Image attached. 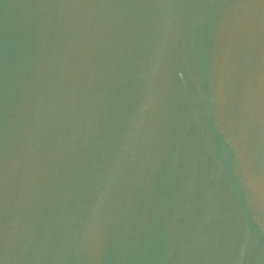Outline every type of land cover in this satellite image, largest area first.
<instances>
[{"label":"water","instance_id":"water-1","mask_svg":"<svg viewBox=\"0 0 264 264\" xmlns=\"http://www.w3.org/2000/svg\"><path fill=\"white\" fill-rule=\"evenodd\" d=\"M0 264H264V0H0Z\"/></svg>","mask_w":264,"mask_h":264}]
</instances>
